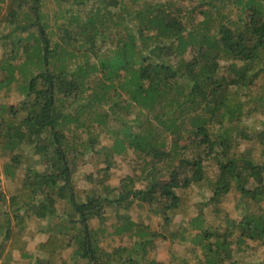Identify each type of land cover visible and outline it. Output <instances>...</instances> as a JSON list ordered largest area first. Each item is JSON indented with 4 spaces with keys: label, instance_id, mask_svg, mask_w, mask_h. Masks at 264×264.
I'll return each mask as SVG.
<instances>
[{
    "label": "trees",
    "instance_id": "16d2710c",
    "mask_svg": "<svg viewBox=\"0 0 264 264\" xmlns=\"http://www.w3.org/2000/svg\"><path fill=\"white\" fill-rule=\"evenodd\" d=\"M61 1L52 41L47 0H0L9 25L0 37V90L9 92L16 81L24 93L14 104H0L3 172L15 176L10 167L22 168L10 195L0 186V264L14 251L30 264H157L143 261L155 238L191 244L190 258L172 252L173 264H238L237 253L264 247V126L253 137L244 125L225 129L226 122L240 127L243 117L242 107L228 104L231 89L264 76V0H134L131 9L123 0ZM137 107L147 128L119 115ZM252 112L264 117V91L246 114ZM99 129L110 144L100 142ZM253 138L261 144L260 160L239 149V139ZM25 146L37 158L33 165L22 166L18 150ZM128 151L130 173L111 186L115 158ZM89 153L102 166L86 176L82 193L73 176ZM209 169V199L194 203V184ZM232 189L258 211L240 202L236 217L224 214L220 204ZM205 205L216 222L201 210ZM134 206L161 215V229L132 219ZM32 217L48 220L35 257L26 254L23 233ZM111 218L108 233L120 240L136 233L135 248L99 246L102 229L92 223Z\"/></svg>",
    "mask_w": 264,
    "mask_h": 264
},
{
    "label": "rangeland",
    "instance_id": "374dc122",
    "mask_svg": "<svg viewBox=\"0 0 264 264\" xmlns=\"http://www.w3.org/2000/svg\"><path fill=\"white\" fill-rule=\"evenodd\" d=\"M48 4L43 6V9L47 11L46 17L44 18V21L48 24L47 31L49 32L48 35L52 41L56 40L57 37V30L55 25V22L61 23V19L59 18V15L64 13V6L66 5L61 0H47ZM125 3V6L128 9L132 8L133 1L134 0H123ZM166 0H160L158 2H164ZM97 0H92V4H96ZM135 2H138L135 0ZM5 5H2V8ZM100 5L97 4V7ZM2 15H4L5 10L1 9ZM104 11L102 10L101 13ZM113 20L115 19V16L112 17ZM30 21H32V18H28ZM8 24L6 23V20L3 19V17H0V37L8 30ZM148 42H151L150 39H147ZM1 40H0V59L3 58L4 50L1 47ZM185 58L189 55L185 54ZM176 60V58H175ZM221 64H226L227 62L224 60H221ZM179 67H182L179 63H177ZM20 84L16 81L12 82V85L10 87L9 92H6L4 88H1L0 90V104L9 103L14 104L18 101H20L24 93L22 89L20 88ZM262 91H264V76L259 78L255 83L251 85V87L243 89V88H232L231 94L229 95L228 104L231 106L239 105L242 107L241 112L243 113V117L240 121V127L236 126L234 124L229 125L228 122H226V131L232 132L234 130H241L243 129V125L248 128V131H250V135L254 134L257 130H260L264 126V117L261 115H257L256 113L252 112L250 114H246L249 107L253 105V100L257 95H259ZM121 99H125V95L122 93L121 96H119ZM69 106H72L73 108L76 105L69 104L70 101L67 100ZM81 103V100L79 101ZM105 110H110L108 105H103ZM70 111V108H67L65 113H68ZM111 112V111H109ZM113 112V111H112ZM126 122L130 125H135L134 127L137 129L147 128L148 121L147 117L144 115V112L137 107L136 109L133 108H127L123 112L119 113ZM136 120V121H135ZM74 129H72L73 131ZM75 131V130H74ZM98 139L102 144H110L112 142V137L108 136L105 131H102L99 129V131H96ZM253 137V135H252ZM80 138L82 136L80 135ZM239 149L244 154H250L252 155L256 160H260L259 157L260 154V148L261 144L259 140L253 138L251 140L247 139H239ZM20 154L23 157V163L22 166L25 165H33L35 162H37V158L34 157V153L31 152L30 147H23L20 150H18ZM0 150V177H1V190L2 192L8 196L11 193V190L13 188L20 186V177L22 174V168L19 170H15L14 168L10 167V170L15 171V176H6L3 172L4 165L8 163V157L2 156ZM134 155L131 151H128L125 155L122 156H116L114 166L110 169L109 174L110 177L108 179V183L111 186L116 187L120 181V179L126 175L127 173H130L131 165L128 163V159H132ZM37 166V165H36ZM102 166V163L100 161L95 160V157L92 154L84 155L82 159L79 160L78 168L75 171V174L73 176V179L76 182L77 191H81L84 193L86 188V176L90 173H95L98 168ZM206 180H204L200 184H194V190L192 199L194 203L199 202L200 200L204 199V201H207L210 196V192L212 190V184L211 180L213 178V170L209 169L208 172H206ZM89 187V186H88ZM88 189V188H87ZM84 191V192H83ZM242 202L243 204H247V209L255 210V208L251 207V203L248 198L242 197L238 191L235 189H232L229 191V193L226 194L225 197H223L222 203L220 204V207L223 210V213L227 214L229 217H236L237 216V205ZM250 204V205H249ZM261 206H264V203H261ZM212 206L211 205H205L202 207L203 212L208 213V220L209 222H216L214 217H212L213 212L211 211ZM255 211H258L257 209ZM193 215H196L195 208L192 209ZM132 219L135 221L142 219L144 224L149 225L153 230H160L162 225V218L161 215L155 213L154 211H148V208L145 207H136L134 206L131 211ZM114 221V218H111L110 220H106L105 224L99 225L98 222H93L92 227L93 228H101L102 231L98 233V244L103 249H110L111 247L122 245L126 246L128 249L135 248L136 242L139 240V235H136L133 239L124 237L123 240H120V238L114 234H109L107 229L104 225H110V222ZM223 222V221H222ZM48 224V220L46 218L40 219L36 217H32L29 219L27 225L23 229V233L25 235L27 247H26V254L27 255H33L36 256V253L34 251V246L38 242L43 241L48 233L46 232V227ZM104 227V228H103ZM110 230V229H109ZM146 239V238H145ZM138 244V243H137ZM191 244H171L168 241H163L159 238H155L153 242H150L149 245L145 247L146 254L144 255V262L147 263L148 260H154L157 262V264H173L171 263L172 258V252H175L180 257L190 258V249ZM70 249L66 251L67 258L69 256ZM138 252H141L140 250ZM264 257V247L259 246L258 244H253L250 249L243 250L239 253H237L234 257L235 261H237L238 264H257L261 258ZM30 258L22 256L20 252L14 251L11 255V261L8 264H30Z\"/></svg>",
    "mask_w": 264,
    "mask_h": 264
}]
</instances>
